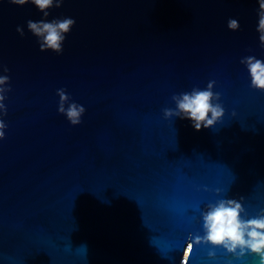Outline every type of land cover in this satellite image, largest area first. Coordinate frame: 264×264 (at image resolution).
Listing matches in <instances>:
<instances>
[{"label":"water","instance_id":"obj_1","mask_svg":"<svg viewBox=\"0 0 264 264\" xmlns=\"http://www.w3.org/2000/svg\"><path fill=\"white\" fill-rule=\"evenodd\" d=\"M257 9V0H63L47 19L75 24L57 55L27 29L42 19L35 6L0 0V74L7 67L11 87L0 264H180L208 203L242 199L248 216L264 208V91L240 63L264 59ZM209 81L224 108L213 127L164 118L174 94ZM60 88L85 107L79 125L58 113ZM188 264L259 258L199 243Z\"/></svg>","mask_w":264,"mask_h":264},{"label":"clouds","instance_id":"obj_2","mask_svg":"<svg viewBox=\"0 0 264 264\" xmlns=\"http://www.w3.org/2000/svg\"><path fill=\"white\" fill-rule=\"evenodd\" d=\"M8 3L23 6L31 3L42 13L39 21L28 20L27 29L36 37L41 51H52L57 55L63 52V44L71 31L75 20L71 17H59L48 20L49 10L60 7L63 0H8ZM256 32L261 47H264V0H257ZM228 29L236 31L240 25L237 19L229 18ZM17 32L23 36L24 31L17 27ZM247 70L250 87L264 91V59L256 56H246L240 61ZM0 74V140L5 137L7 115L5 100L11 91L10 77L7 67ZM215 81H209L205 88L193 87L190 91L174 94L171 99L174 108L163 109L165 119L177 117L190 121L195 131L213 127L224 116V108L219 102L220 95L213 91ZM59 97L57 111L73 125H79L86 109L83 105L71 100L65 89H57ZM203 235L190 239L181 257L180 264H188L189 253L194 244L206 243L211 249L220 247L237 260L246 254L259 258V264H264V208L254 216H248L242 204V199L223 198L214 203H208L200 213ZM209 257H214V251H209Z\"/></svg>","mask_w":264,"mask_h":264},{"label":"snow or ice","instance_id":"obj_3","mask_svg":"<svg viewBox=\"0 0 264 264\" xmlns=\"http://www.w3.org/2000/svg\"><path fill=\"white\" fill-rule=\"evenodd\" d=\"M190 254V253H189Z\"/></svg>","mask_w":264,"mask_h":264}]
</instances>
